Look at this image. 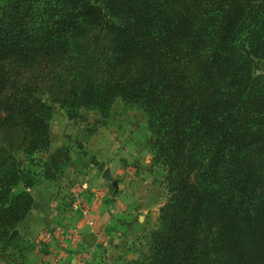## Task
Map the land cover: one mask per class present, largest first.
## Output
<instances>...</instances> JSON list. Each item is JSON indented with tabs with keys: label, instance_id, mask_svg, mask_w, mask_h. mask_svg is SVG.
<instances>
[{
	"label": "trees",
	"instance_id": "trees-1",
	"mask_svg": "<svg viewBox=\"0 0 264 264\" xmlns=\"http://www.w3.org/2000/svg\"><path fill=\"white\" fill-rule=\"evenodd\" d=\"M41 96L145 114L168 200L124 264H264V0H0V252L21 261L14 153L50 145Z\"/></svg>",
	"mask_w": 264,
	"mask_h": 264
},
{
	"label": "rangeland",
	"instance_id": "rangeland-1",
	"mask_svg": "<svg viewBox=\"0 0 264 264\" xmlns=\"http://www.w3.org/2000/svg\"><path fill=\"white\" fill-rule=\"evenodd\" d=\"M40 98L53 110L50 145L46 151L14 153L18 175L10 189L13 197L24 194L28 201L18 226L27 247L34 248L25 261H33L36 253L49 255L44 251L56 241L76 242L83 234L109 241L133 235L127 244L133 258L117 264L137 260L168 200L167 170L152 164L145 114L117 100L106 117L84 108L70 117L48 97ZM56 153L63 157L52 162ZM139 217L149 222L132 230V220ZM17 255L2 251L0 263L21 261Z\"/></svg>",
	"mask_w": 264,
	"mask_h": 264
},
{
	"label": "crops",
	"instance_id": "crops-1",
	"mask_svg": "<svg viewBox=\"0 0 264 264\" xmlns=\"http://www.w3.org/2000/svg\"><path fill=\"white\" fill-rule=\"evenodd\" d=\"M139 217L136 220H132L130 228L132 230L137 228L144 229L149 219H142ZM89 235H82L81 239L73 242L64 239L56 241V246L48 247L44 254H47V250L50 251L49 255L45 256L40 253H36L33 257V261H19L16 258L6 259L0 264H117L122 260L133 258L132 252L127 244L132 241L133 235L129 234V239L121 240H107L105 237H97L92 239L87 237ZM43 253V251H41Z\"/></svg>",
	"mask_w": 264,
	"mask_h": 264
},
{
	"label": "water",
	"instance_id": "water-1",
	"mask_svg": "<svg viewBox=\"0 0 264 264\" xmlns=\"http://www.w3.org/2000/svg\"><path fill=\"white\" fill-rule=\"evenodd\" d=\"M37 207H38V204H34V205H33V208H37Z\"/></svg>",
	"mask_w": 264,
	"mask_h": 264
}]
</instances>
